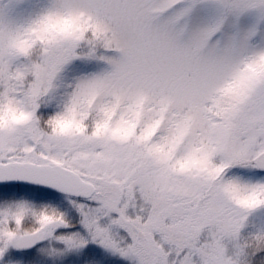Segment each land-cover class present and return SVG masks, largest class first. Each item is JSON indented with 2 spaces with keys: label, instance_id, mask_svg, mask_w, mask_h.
Masks as SVG:
<instances>
[{
  "label": "snow or ice",
  "instance_id": "obj_1",
  "mask_svg": "<svg viewBox=\"0 0 264 264\" xmlns=\"http://www.w3.org/2000/svg\"><path fill=\"white\" fill-rule=\"evenodd\" d=\"M0 264H264V0H0Z\"/></svg>",
  "mask_w": 264,
  "mask_h": 264
}]
</instances>
